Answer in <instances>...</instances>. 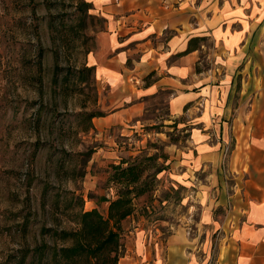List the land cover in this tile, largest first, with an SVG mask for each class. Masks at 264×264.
I'll return each instance as SVG.
<instances>
[{"label": "rangeland", "instance_id": "374dc122", "mask_svg": "<svg viewBox=\"0 0 264 264\" xmlns=\"http://www.w3.org/2000/svg\"><path fill=\"white\" fill-rule=\"evenodd\" d=\"M103 31L101 12L89 0H0V264H13L24 248L25 264H39L40 246L72 245L53 232L79 229L83 211L106 218L125 189L112 179L116 165H136L138 187L147 188L130 193L132 212L118 224V264L142 263L138 237L153 258H166L173 237H203L194 224L197 196L187 181L172 179L189 133L173 129L165 94L138 107L123 101L126 90L95 78L86 58ZM260 46L254 38L255 66ZM230 149L222 151L226 201L214 212L236 225L243 214L231 196ZM218 247L213 241L214 257Z\"/></svg>", "mask_w": 264, "mask_h": 264}, {"label": "crops", "instance_id": "0c3cea01", "mask_svg": "<svg viewBox=\"0 0 264 264\" xmlns=\"http://www.w3.org/2000/svg\"><path fill=\"white\" fill-rule=\"evenodd\" d=\"M89 1L105 21L97 50L86 58L95 78L126 90L123 101L140 102L138 107L145 97L165 94L178 124L173 129L189 133L172 179L187 181L197 196L194 224L203 237L171 238L166 258L146 253L138 237V260L264 264V0ZM193 38L199 40L191 46ZM254 38L261 43L258 66ZM203 57L209 61L204 65ZM226 146L231 196L243 214L236 225L214 212L228 192L221 170Z\"/></svg>", "mask_w": 264, "mask_h": 264}, {"label": "trees", "instance_id": "16d2710c", "mask_svg": "<svg viewBox=\"0 0 264 264\" xmlns=\"http://www.w3.org/2000/svg\"><path fill=\"white\" fill-rule=\"evenodd\" d=\"M84 5H87L84 2ZM193 38L190 41H198ZM86 71L92 67L85 66ZM100 116L97 113H89L88 118ZM113 178L122 184L124 190H119L117 197L108 205V215L103 217L98 210L91 209L79 214V229L67 231H54L53 236L61 241L71 240L70 246L49 247L42 245L38 248L39 264H118L120 257V234L118 224L132 212L130 193L141 194L147 188L138 187L140 173L136 165L121 167L114 166ZM111 222L116 225L112 226ZM24 227V226H23ZM26 248L21 250V255L16 257L13 264H25L28 257ZM50 252V259L46 258V251Z\"/></svg>", "mask_w": 264, "mask_h": 264}, {"label": "built area", "instance_id": "2783aa9c", "mask_svg": "<svg viewBox=\"0 0 264 264\" xmlns=\"http://www.w3.org/2000/svg\"><path fill=\"white\" fill-rule=\"evenodd\" d=\"M227 148H229L228 146L225 147V150H227Z\"/></svg>", "mask_w": 264, "mask_h": 264}]
</instances>
